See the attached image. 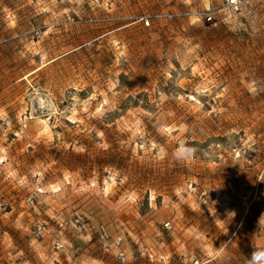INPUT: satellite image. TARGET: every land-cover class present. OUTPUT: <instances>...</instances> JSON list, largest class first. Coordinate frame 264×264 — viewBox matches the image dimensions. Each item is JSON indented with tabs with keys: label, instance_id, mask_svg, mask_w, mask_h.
Segmentation results:
<instances>
[{
	"label": "rangeland",
	"instance_id": "374dc122",
	"mask_svg": "<svg viewBox=\"0 0 264 264\" xmlns=\"http://www.w3.org/2000/svg\"><path fill=\"white\" fill-rule=\"evenodd\" d=\"M241 2L0 0V264L264 251V0Z\"/></svg>",
	"mask_w": 264,
	"mask_h": 264
},
{
	"label": "built area",
	"instance_id": "2783aa9c",
	"mask_svg": "<svg viewBox=\"0 0 264 264\" xmlns=\"http://www.w3.org/2000/svg\"><path fill=\"white\" fill-rule=\"evenodd\" d=\"M241 0H226V8L229 9V11H238L240 6H241ZM141 22L143 26H150L151 19L149 16H142L141 17ZM208 20H212V16L208 15ZM56 247H60V243H56Z\"/></svg>",
	"mask_w": 264,
	"mask_h": 264
},
{
	"label": "clouds",
	"instance_id": "9594fccd",
	"mask_svg": "<svg viewBox=\"0 0 264 264\" xmlns=\"http://www.w3.org/2000/svg\"><path fill=\"white\" fill-rule=\"evenodd\" d=\"M264 264V251H253L249 264Z\"/></svg>",
	"mask_w": 264,
	"mask_h": 264
}]
</instances>
